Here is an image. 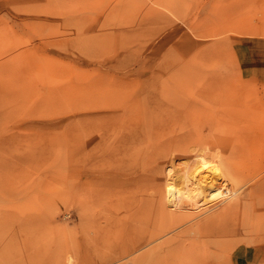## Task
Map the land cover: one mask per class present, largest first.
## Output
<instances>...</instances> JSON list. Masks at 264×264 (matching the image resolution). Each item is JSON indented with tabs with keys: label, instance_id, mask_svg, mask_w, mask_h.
I'll return each instance as SVG.
<instances>
[{
	"label": "rangeland",
	"instance_id": "obj_1",
	"mask_svg": "<svg viewBox=\"0 0 264 264\" xmlns=\"http://www.w3.org/2000/svg\"><path fill=\"white\" fill-rule=\"evenodd\" d=\"M205 148L223 195L170 227L165 167ZM262 183L264 0H0V264H264Z\"/></svg>",
	"mask_w": 264,
	"mask_h": 264
},
{
	"label": "bare ground",
	"instance_id": "obj_2",
	"mask_svg": "<svg viewBox=\"0 0 264 264\" xmlns=\"http://www.w3.org/2000/svg\"><path fill=\"white\" fill-rule=\"evenodd\" d=\"M124 122L125 121H122L121 125H123L126 129L124 132L126 134H123L121 145L119 146V148L121 147L120 149L122 152H125V150H129L126 144L136 148L137 145H139L137 143V140L139 139V136H137V128L135 126L127 125ZM141 124L144 126L146 124V121H142ZM146 135L144 134L145 137ZM146 140L147 142H145L146 144L144 148H142L141 146V148H138L141 150L140 153L144 154L142 159V166L144 167L143 169H145V172L146 170L150 171L154 169V162H156V159L161 157V155L159 154V147L156 145H154L153 147H149L148 144L150 142V139L147 138ZM127 141L128 143H126ZM216 146L222 147L221 145ZM209 149L210 148H205L204 150L202 149L203 151H195L192 157V162L190 163L188 162L182 166H178L175 161L171 159L165 167L167 183H165L164 185V195L154 196L153 202L157 208L156 210H159V217L164 219L161 221H165L166 225L168 224V226L173 227L174 225L180 224L189 219L191 216V214L188 213V210L187 212L185 211L186 206L182 198L179 196L180 193L194 198L202 197L209 199H215L223 195L225 181L230 179L229 168L231 163L229 162V158H226L223 165L224 167L219 166V164L217 163L219 159L217 155H215L216 152L214 154H209ZM123 157H125V155H123ZM263 184L264 183H262V186ZM225 192H228V190H226ZM238 203L239 201L235 200L225 205L222 204L223 210L229 211L230 208L232 209L233 207L237 206ZM157 235H159L158 232L154 234L151 233L149 239L153 240L157 238Z\"/></svg>",
	"mask_w": 264,
	"mask_h": 264
},
{
	"label": "crops",
	"instance_id": "obj_3",
	"mask_svg": "<svg viewBox=\"0 0 264 264\" xmlns=\"http://www.w3.org/2000/svg\"><path fill=\"white\" fill-rule=\"evenodd\" d=\"M247 253L248 249L244 253L242 252L233 256V264H250L252 261L249 260V256H247Z\"/></svg>",
	"mask_w": 264,
	"mask_h": 264
}]
</instances>
